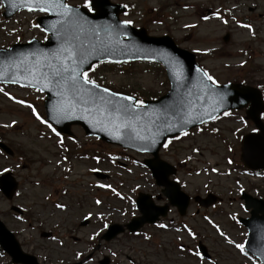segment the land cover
Returning a JSON list of instances; mask_svg holds the SVG:
<instances>
[{
  "label": "rangeland",
  "instance_id": "rangeland-1",
  "mask_svg": "<svg viewBox=\"0 0 264 264\" xmlns=\"http://www.w3.org/2000/svg\"><path fill=\"white\" fill-rule=\"evenodd\" d=\"M111 1L135 7L125 19L143 26L150 35L170 36L190 51L204 50L202 65L219 83L244 79L264 92V0ZM68 2L84 5V0ZM210 9L220 15L205 19ZM2 13L0 4V48L45 39L36 23L39 14L22 12L7 21ZM241 24L251 25L253 32ZM90 77L117 92L147 98L170 88L164 69L149 64L103 66L95 68ZM9 91L10 96L28 100L37 112L39 107L44 112L39 95ZM5 92L0 91V138L13 154L0 152V176L11 171L20 187L13 201L0 192V219L40 264H99L104 257L112 264H251L234 247L235 243L244 244L247 236L237 221L247 217L240 194L245 191L264 198V178L251 177L240 167V136L252 129L250 125L245 130V125L236 121L243 119L244 113L230 114L210 127L181 136L161 153L162 159L179 168L178 178L186 193L193 197L213 193L221 203L199 211L192 202L185 217L172 210L162 224L164 228L147 226L143 234L125 233L100 244L104 223L126 225L139 214L132 206L138 193L161 195L143 166L149 156L90 139L76 126L72 128L73 140L63 137L59 139L62 143H57L58 138L32 116L30 109L11 103ZM63 147L71 149L73 156L64 154L67 149ZM90 152L91 157L85 160L83 155ZM163 200L155 202L163 205ZM57 204L62 207L57 208ZM13 205L24 211V219L13 214ZM86 216L90 221L82 223ZM174 224L179 232L172 229ZM183 225L195 238L181 231ZM217 227L234 244H228ZM48 233L51 238L46 237ZM93 233L97 235L89 239ZM199 243L206 247L210 259L191 256L192 250L198 252ZM9 262L0 249V264Z\"/></svg>",
  "mask_w": 264,
  "mask_h": 264
},
{
  "label": "water",
  "instance_id": "water-1",
  "mask_svg": "<svg viewBox=\"0 0 264 264\" xmlns=\"http://www.w3.org/2000/svg\"><path fill=\"white\" fill-rule=\"evenodd\" d=\"M3 1L11 13L18 9L34 7L33 0ZM62 2L65 1L62 0ZM13 4L15 5L14 7L12 6ZM93 4L97 11L95 14H89L83 8L74 7L81 16L86 17L89 21L86 33L77 32L79 39L72 41L79 58H86L85 63L80 65L81 70H88L89 65L106 60L121 62L133 59H151L161 62L165 66L172 89L160 100L147 102L146 106L140 109L139 122L141 128L136 129L133 127L128 128L126 132L122 129L119 133H113L106 123L98 122L102 118L96 117L95 114L89 115L88 112L84 111L83 105L77 106L76 110L69 113L67 118L61 117L58 119L55 109L58 106L60 97L56 94L54 88L49 90L51 86L43 87L41 90L48 95L46 108L50 121L56 124L62 132L69 133L71 124H80L89 135H97L102 139L109 137L107 140L125 148L151 153L155 159L147 161L148 166L157 178L158 184L168 188L163 193L171 200L172 204L180 209L182 214H184L188 206L189 198L178 191L176 195L170 191L173 187L178 189L177 184L171 183L166 179H163L164 181L160 180L161 172L167 165L159 160L158 153L167 138L180 134L181 130L188 131L202 124L200 117L203 116L205 111H210L213 105L218 108V111L214 113L216 117L228 110L242 109L248 103L253 105L255 115L252 116V120L257 124L261 133L250 134L244 138L242 161L251 169L264 168V125L259 120V114L264 110V105L259 90L241 84H227L219 88L214 85L211 86L215 89V93L211 95L207 91H202L200 81L203 71L201 69V72L196 71L199 68L196 66L194 55L177 49L169 38H151L145 36L146 34L144 35L145 32L143 31L130 28H128L129 30L115 28V24H118L119 11L114 13L115 23L113 25L112 16H110L112 13L109 12L107 14V11L112 7L109 0H94ZM48 12L50 17L39 19L40 25L52 35L46 44L33 41L26 45H16L9 50H0V82L31 86L29 81L33 80V78L29 75L30 71H35L39 74L41 71L50 72L53 70L48 68L47 64L55 65L56 61L53 60L52 54L57 52L64 43L65 32L63 29L57 31L60 27L61 18L56 15V10L51 9ZM105 27L109 29L107 33L102 30ZM93 29L100 32L99 39L94 35ZM122 35L127 36L128 39L121 40L120 37ZM134 41L145 42L143 45L144 49L139 48L138 44H133ZM128 45H131L130 48L136 50L135 53L127 49ZM25 57H27V60L22 64L21 60H24ZM33 65H36V67L34 68ZM178 71L183 72V77L179 81L175 77V73ZM33 82L35 81L33 80ZM204 82L210 84L209 81L205 80ZM92 91L96 92L97 90ZM99 94L102 95V93ZM220 96H223L224 102L217 104L216 102ZM190 110L194 118L193 122L183 124L182 121L188 118L187 114ZM203 120L204 123L210 121L207 116H203ZM167 124L173 125V128L167 129ZM145 128L147 129L146 132L144 131ZM137 131L141 135L146 136L147 140L137 139ZM115 135H120L121 138L115 139ZM153 138L156 140L155 144L151 143ZM145 147L147 150L142 151L141 149ZM165 177H167V174ZM1 186L9 197L12 196L17 188L16 184L9 188L5 180H2ZM247 198L249 205L255 207L254 200L249 196ZM150 202V198L146 195H141L138 200V207L145 217L149 213ZM258 203L261 206L255 207L252 219L243 221L250 232L247 249L250 253L259 257L264 264V202L258 201ZM259 213L262 214L261 217ZM145 217L141 218L138 223L131 225L130 229L134 231L143 226ZM157 218L158 216L155 215L151 218V222H155ZM120 231L118 226H113L106 238L110 240L119 234ZM16 247L22 254L16 260L21 261L24 257L29 258V256L21 252L17 243Z\"/></svg>",
  "mask_w": 264,
  "mask_h": 264
},
{
  "label": "snow or ice",
  "instance_id": "snow-or-ice-1",
  "mask_svg": "<svg viewBox=\"0 0 264 264\" xmlns=\"http://www.w3.org/2000/svg\"><path fill=\"white\" fill-rule=\"evenodd\" d=\"M34 7H30L29 10H37L40 12H47L51 9L56 10V15L61 18L59 24L60 27L57 31L61 29L65 32L64 43L62 46L57 50V52L52 54V58L56 61L55 65L49 63L47 67L53 69L50 72H43L41 71L39 74L35 71H30L29 75L32 76L33 80L29 81V84L34 89H41L43 87H49V90L53 88L56 90V94L59 95L60 100L58 102V106L56 107L55 111L57 112L58 119L59 118H67L69 113L76 110L77 106L83 105L84 111L88 112L89 115L95 114L96 117L102 118L99 119L98 122L106 123V125L111 129L113 133H119L122 129L126 132L128 128H141L139 122L140 116V109L145 107L144 102L136 99L133 96L129 95H122L118 92L112 91L107 87H103L98 84L96 81L92 80L89 72L94 71L92 65H89L88 70H81L80 65L84 64L86 58L81 59L79 58V54H77L75 45L73 44V40L79 39V33H86L87 26L89 25V21L86 17L81 16L77 10L67 4L66 2H62V0H33ZM15 6L14 4L12 5ZM84 7L87 8L89 12H93L95 10V5L90 6V0H84ZM207 19V17H205ZM125 25L131 24V21H124ZM226 23V21H225ZM55 27V25H53ZM240 27L246 28L249 32H253L251 25L248 24H241ZM105 33L109 31L108 28L102 29ZM94 35L99 39L100 32L95 31L93 29ZM102 42V41H101ZM27 57L24 60H21V63H25ZM35 68L36 65H33ZM197 72H201L200 69L196 70ZM176 79L179 81L183 77V72L178 71L175 73ZM209 81L210 84L205 83L204 81ZM202 91H207L210 95L215 93V89L211 86H216L219 88L220 86L217 84V81L209 75L207 72L202 73V79L200 81ZM23 86V85H22ZM92 90H97L93 92ZM99 93H102L100 95ZM8 96V93H4ZM9 99H13L9 96ZM17 104L24 105L28 109L31 110L32 116L35 117L37 121L41 124H44L48 129H50L57 137L60 136V133L52 126V124L48 123L45 119H43L36 111V109L31 104H27L25 101L17 100L15 101ZM224 102L223 96H220L217 100V104H222ZM243 102V101H241ZM199 111V110H197ZM218 111V108L213 105L210 111H205L203 116H207L209 120H215L216 116L214 115L215 112ZM188 118L182 121L183 124H189L193 122V117L191 115V110L187 114ZM224 116L230 115L227 111L223 112ZM203 116L200 117V122L204 123ZM15 123V122H13ZM180 123V121H178ZM167 129H172L173 125L167 124ZM215 131V129H213ZM144 131L146 132L147 129L145 128ZM256 131V129H253ZM181 135L187 136L188 133L186 131L181 130ZM115 139H120V135H115ZM136 138L139 140H147L146 136L140 134L139 131L136 133ZM176 139H180V136H176ZM57 143H62L61 140H57ZM152 144L156 143V140L153 138L151 141ZM165 148L168 147V144L165 143L163 145ZM142 151H146L147 148H142ZM196 151V149H193ZM231 163V161H229ZM7 171V170H5ZM215 171V169H213ZM179 183V181H177ZM101 187H104L101 185ZM139 187V186H137ZM133 191H136L134 188ZM241 191H243L241 189ZM119 196V193H116ZM121 199H126L125 197L121 196ZM97 204L100 203L99 200L96 201ZM133 209L135 208V204L133 203ZM57 208L62 207V205L57 204ZM123 215V213H122ZM99 218V217H97ZM85 219H89L88 216ZM211 223V222H210ZM216 227L215 225H213ZM109 227L108 223L103 224V228L107 229ZM161 228L166 227V225H160ZM179 232L180 229H177ZM216 231L222 236L228 244H234V241L229 239L218 227ZM97 233H93L89 239H94ZM188 235L190 237L195 238L194 233L191 230H188ZM145 239H148L145 236ZM234 247L237 248L241 254L246 255L245 246L243 244L235 243ZM184 249L181 248V251ZM80 254L77 253V256ZM115 255V253H113ZM199 256V253H196Z\"/></svg>",
  "mask_w": 264,
  "mask_h": 264
}]
</instances>
